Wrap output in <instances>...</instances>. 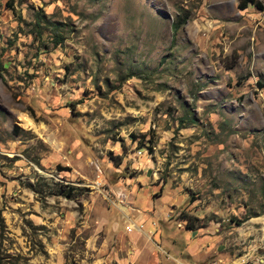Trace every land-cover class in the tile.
<instances>
[{
  "label": "rangeland",
  "instance_id": "rangeland-1",
  "mask_svg": "<svg viewBox=\"0 0 264 264\" xmlns=\"http://www.w3.org/2000/svg\"><path fill=\"white\" fill-rule=\"evenodd\" d=\"M241 1L0 0V264H264Z\"/></svg>",
  "mask_w": 264,
  "mask_h": 264
},
{
  "label": "trees",
  "instance_id": "trees-1",
  "mask_svg": "<svg viewBox=\"0 0 264 264\" xmlns=\"http://www.w3.org/2000/svg\"><path fill=\"white\" fill-rule=\"evenodd\" d=\"M248 2H252V3H254L255 5H257V6H261V3H260V1H258V0H242L241 1V7H245L247 4H248ZM39 20V19H38ZM183 21L184 20H182V21H174L173 22V30H174V32L180 27V25L183 23ZM37 23H39V22H37ZM55 37H56V41H59L60 40V38H62V35L61 34H56L55 35ZM259 84L263 87L264 86V82H259ZM16 127H18V126H16Z\"/></svg>",
  "mask_w": 264,
  "mask_h": 264
},
{
  "label": "built area",
  "instance_id": "built-area-1",
  "mask_svg": "<svg viewBox=\"0 0 264 264\" xmlns=\"http://www.w3.org/2000/svg\"><path fill=\"white\" fill-rule=\"evenodd\" d=\"M184 264H195L194 262H185ZM228 264H235V263H228Z\"/></svg>",
  "mask_w": 264,
  "mask_h": 264
},
{
  "label": "bare ground",
  "instance_id": "bare-ground-1",
  "mask_svg": "<svg viewBox=\"0 0 264 264\" xmlns=\"http://www.w3.org/2000/svg\"><path fill=\"white\" fill-rule=\"evenodd\" d=\"M27 118V117H26ZM22 119H25V117L24 118H22ZM27 123H29V119H27ZM30 124V123H29ZM34 126V125H33Z\"/></svg>",
  "mask_w": 264,
  "mask_h": 264
}]
</instances>
